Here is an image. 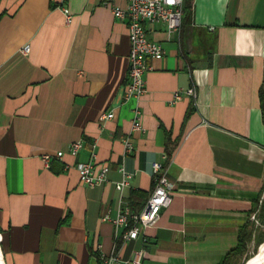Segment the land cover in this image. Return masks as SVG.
<instances>
[{
	"label": "crops",
	"instance_id": "crops-1",
	"mask_svg": "<svg viewBox=\"0 0 264 264\" xmlns=\"http://www.w3.org/2000/svg\"><path fill=\"white\" fill-rule=\"evenodd\" d=\"M108 1L127 6L0 0L3 262L100 264L116 253L121 261L113 264H129L145 248L146 264H221L264 190V0H192L174 34L165 22L149 24L165 55L148 59L147 91L129 99L128 21ZM136 107L143 131L132 127ZM110 111L114 117L104 118ZM129 134L132 152L123 142ZM76 140L82 147L72 155ZM93 149L111 164L108 181L96 186L76 168ZM44 154L52 155L48 163ZM154 161L167 168L173 200L146 229L148 242H117L103 213L116 216L123 198L134 210L145 205ZM122 165L130 177L119 191Z\"/></svg>",
	"mask_w": 264,
	"mask_h": 264
},
{
	"label": "built area",
	"instance_id": "built-area-1",
	"mask_svg": "<svg viewBox=\"0 0 264 264\" xmlns=\"http://www.w3.org/2000/svg\"><path fill=\"white\" fill-rule=\"evenodd\" d=\"M106 4L112 9L116 17L128 21L130 52L125 98L129 99L132 96L140 97L147 91L145 75L150 69L148 59H161L165 55L163 45L149 37L148 25L165 22L169 34L179 32L182 28L185 14V0H127L126 7L116 5L109 1ZM62 9L66 14L67 22L70 23L72 14L69 6L64 5ZM29 50V45L24 46V52H29ZM186 94L192 97L196 95L192 94V86L186 90ZM181 96L182 92L180 90L174 93L175 100L180 99ZM114 115V112L110 111L104 115V118H112ZM132 127L134 131H143L144 129L142 124V111L138 107L134 109ZM123 142L127 152L134 150L135 146L130 134L124 136ZM81 147L82 141L76 140L69 145L68 151L72 155H77ZM95 147L96 143H94ZM64 153V150H59L55 156L61 158ZM51 157V154H44L42 156L46 163L50 161ZM76 168L83 183L96 186L108 181L111 164L99 162L97 160L96 150L93 149L92 157L89 160L77 162ZM119 170L123 178L115 182V187L117 190L123 191L129 185L130 174L123 165ZM153 175V191L141 209L134 210L123 198L120 201V207L116 216H112L110 210L103 213L102 218L111 221L115 226L117 242L125 243L128 240L136 239L140 236L144 238L145 242H148L146 229L154 225L160 218L162 210L171 204L174 183L169 178L167 168L163 162H153ZM146 254V249L141 248L134 251L132 257L125 260V262L129 264H146ZM116 261H121V258L116 253H113L108 256H102L100 264H113Z\"/></svg>",
	"mask_w": 264,
	"mask_h": 264
},
{
	"label": "rangeland",
	"instance_id": "rangeland-1",
	"mask_svg": "<svg viewBox=\"0 0 264 264\" xmlns=\"http://www.w3.org/2000/svg\"><path fill=\"white\" fill-rule=\"evenodd\" d=\"M252 213L253 216L249 222V230L252 231V237L249 240L247 252L234 257L232 259L233 264H245L248 259L249 262L253 261L260 246L264 242V190Z\"/></svg>",
	"mask_w": 264,
	"mask_h": 264
},
{
	"label": "trees",
	"instance_id": "trees-1",
	"mask_svg": "<svg viewBox=\"0 0 264 264\" xmlns=\"http://www.w3.org/2000/svg\"><path fill=\"white\" fill-rule=\"evenodd\" d=\"M191 7H192V0H185V14L190 11ZM260 94H261V102H262V110H263V118H264V85L261 87ZM258 201L259 199L256 201V204L258 203ZM253 209L251 211H253ZM251 237H252V231L249 230V222H248L247 224H245L240 228L237 245L227 253L225 260L221 264H233L232 259L234 257L245 254L247 252L249 240L251 239ZM251 263L252 261L248 262L247 264H251Z\"/></svg>",
	"mask_w": 264,
	"mask_h": 264
},
{
	"label": "bare ground",
	"instance_id": "bare-ground-1",
	"mask_svg": "<svg viewBox=\"0 0 264 264\" xmlns=\"http://www.w3.org/2000/svg\"><path fill=\"white\" fill-rule=\"evenodd\" d=\"M192 94H196V89L194 87H192ZM0 264H4L1 251H0ZM252 264H264V242L262 243V245L259 248V251L255 255Z\"/></svg>",
	"mask_w": 264,
	"mask_h": 264
},
{
	"label": "water",
	"instance_id": "water-1",
	"mask_svg": "<svg viewBox=\"0 0 264 264\" xmlns=\"http://www.w3.org/2000/svg\"><path fill=\"white\" fill-rule=\"evenodd\" d=\"M249 262V259L245 262V264H247Z\"/></svg>",
	"mask_w": 264,
	"mask_h": 264
}]
</instances>
